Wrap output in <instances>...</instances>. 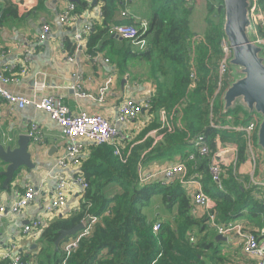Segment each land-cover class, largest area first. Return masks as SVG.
I'll return each instance as SVG.
<instances>
[{"label":"trees","instance_id":"16d2710c","mask_svg":"<svg viewBox=\"0 0 264 264\" xmlns=\"http://www.w3.org/2000/svg\"><path fill=\"white\" fill-rule=\"evenodd\" d=\"M146 1L151 14L147 18L146 30L142 32L139 24L133 20L116 23L115 16L123 8L121 0H98L101 23L97 22L88 35L86 51L88 55H93L103 50L105 44L112 41L109 32L112 26L132 24L137 30V37L145 42L141 49L144 52L135 53L130 48L125 50L126 55L135 60V65L140 67L141 62L147 65V72L142 75L149 78L155 88L149 101V113H155L160 108L172 112L187 99L182 112L175 119L177 128L164 133L153 146L151 141L140 146V153L146 149L140 157L139 149H132L125 162L114 157L111 146L91 145L88 148L90 155L87 160L81 158L79 169L88 188L80 196L77 210L70 211L66 217L51 218L41 230L40 264L47 263L50 257L54 258L53 264H60L64 260L65 264H192L199 261L200 253L185 239L186 232L199 224L188 214L191 198L177 182H139L138 157L140 165L153 162L162 165L178 155L184 157L191 141L202 134L211 151H214L218 138L221 145L233 143L237 146L239 163L246 159V143L241 132L214 129L209 123V103L214 97L216 65L224 39L223 1ZM6 4L8 10L16 15V8L11 2L6 1ZM74 5L78 14L92 9L88 0H77ZM202 11L207 13L202 15ZM197 13L200 17L196 16ZM195 23L198 24L197 28L193 27ZM67 47L71 52L72 46ZM191 62L195 71L194 80L190 78ZM137 75L140 76V72ZM212 109L214 118L221 124L227 122L226 116H233V125L244 126L252 119L240 108L222 114L220 101H214ZM195 158L199 171L206 174L209 157H199L197 153ZM229 172L230 169L226 168L222 177ZM228 178L225 182L228 192L219 190L211 195L216 203V220L222 223L230 222L233 218L230 213H240L249 203H255L240 188L231 172ZM106 189L111 196L105 193ZM204 191L210 193L206 188ZM233 193L236 194L235 199L230 195ZM156 201H160V205L168 210L178 208L175 218L177 232L169 221L161 223L159 231H152V222L146 216L145 209ZM89 217L98 218L97 223L65 258L62 245L73 237L62 240L55 250L58 232L86 223ZM20 255L23 262L33 260Z\"/></svg>","mask_w":264,"mask_h":264},{"label":"crops","instance_id":"0c3cea01","mask_svg":"<svg viewBox=\"0 0 264 264\" xmlns=\"http://www.w3.org/2000/svg\"><path fill=\"white\" fill-rule=\"evenodd\" d=\"M6 1H10L16 8V15L8 10ZM68 3L69 0H0V51L3 54L0 58V69L7 66L10 70L9 74H17L18 82L9 85V89L15 93L25 95L35 101L45 96H56L71 114L85 111L114 121L116 111L122 101L132 99L143 103L152 96L155 90L152 81L142 75L147 72V65L141 62L140 76L137 75L139 72L134 73L132 69L137 71L139 65H135V60L126 55L125 48H130L135 53L144 51L113 33H110L112 41L106 43L103 50L93 55L87 54V39L82 43L81 49H76V43L72 38L74 33L78 32L89 18H96L100 11V4L97 0L96 5L91 6L90 1L89 5L92 9L87 10L90 13L89 16L86 11H83L79 14L80 18L68 25H62L58 22V15L65 10ZM127 8L131 16L148 23L147 18L151 12L146 0H131ZM119 13L118 11L115 16L116 23L126 20L121 18ZM96 21L101 23V18ZM43 24L50 27V34L44 42L37 45L36 39L40 32V26ZM26 44L36 46L29 59L27 73L25 76H21L18 71L21 66L23 47ZM68 45L72 46L71 52ZM108 81L110 83L107 84L102 101H99V90ZM170 116L171 111H166L167 120L170 119ZM232 122L233 119L219 125L237 126ZM32 123H36L38 126L37 139L30 138L28 146L31 160L35 165L34 169L21 168L14 174L6 187H3L5 177L0 175V207L11 206L15 202L17 194L24 193L28 189L36 191L37 194L20 213L0 216V254L3 252H8L11 256L14 253L24 254L40 264L41 258L38 257L40 233L27 236L23 233V227L37 218L44 219L45 225L47 221L51 220L44 214L43 206L49 202L53 194L56 184L55 176L60 172L56 162L64 153V143L59 126L34 105H28L23 109L11 108L5 104L0 105V139L2 144H12L16 148L19 136H28L27 133ZM116 127L124 138V142L121 144L123 152L137 147L139 157L146 150L140 153V146L149 141L153 146L164 133H167L165 123L162 122L158 111L149 113L143 110L131 124L118 123ZM154 141L156 142L154 143ZM89 147L90 145L85 146V151H83L85 160L90 155ZM197 153L193 144L190 143L184 157L178 155L174 160L162 165L156 162L140 165L138 157L140 170L144 176L153 175L157 169L163 166L184 162L187 166L186 180L191 183L180 185L185 188L187 195L191 198L194 191L201 186L203 191L204 188L210 191V193L205 191L204 193L215 206L216 203L212 200L211 195L219 190L214 185L213 187L209 186L210 183H213L209 180L208 171L206 174L202 170L199 171L195 158ZM189 156L193 157L191 160L194 161L193 165L190 160H186ZM255 156L257 160L255 168L252 169L246 155L245 161L239 163L237 175V183L240 188L255 203H249L250 205H247L240 213H230V216H233L230 222L241 225L243 231H254L259 234L264 227V159L262 151L257 146ZM4 168L5 166H0V172ZM70 176L73 177L74 174L72 173ZM228 176L230 177V172L225 173L222 177V191L228 192V188L225 187V182L229 179ZM233 178L236 179L234 176ZM105 193L111 196L107 189ZM230 195H232V199H235L236 194ZM79 203V195L72 192V195L68 197L66 207L58 216L66 217L70 211L79 207ZM155 204H152L150 211L146 212L148 219L152 223L169 221L176 231L175 218L179 212L178 208L168 210L164 205ZM190 205L188 214L194 221L199 222L198 225H194L191 230L186 232L185 237L186 241L200 253L199 261H194L192 264H254V260L242 252L240 237L236 232L219 234L205 220L202 209L192 208V200ZM190 238L193 240L190 241ZM68 241L70 240L65 243ZM53 263L54 258L50 257L48 262L43 264ZM0 264H10V260L0 257Z\"/></svg>","mask_w":264,"mask_h":264},{"label":"built area","instance_id":"2783aa9c","mask_svg":"<svg viewBox=\"0 0 264 264\" xmlns=\"http://www.w3.org/2000/svg\"><path fill=\"white\" fill-rule=\"evenodd\" d=\"M131 0H121L123 8L120 10V17L124 19L133 20L135 23L139 24L142 32L147 28V23L137 18H134L128 13V4ZM90 3V1H89ZM90 10V9H87ZM86 11L87 16L90 13ZM80 18L79 14L76 12V6L73 2L69 1L65 10H63L58 15V22L62 25H68L74 20ZM101 18V13L97 14L96 18H89L80 28V30L73 35V39L76 43V49H81L83 42L87 39L94 25ZM249 18L251 21V35L255 43L264 48V0H250L249 8ZM111 34L120 36L130 42L132 46L138 47L140 50L144 48L145 42L137 37V30L132 24L126 25H114L111 27ZM50 34V27L47 24L40 26V32L37 36V45L44 42ZM36 45L26 44L24 51L21 54V66L19 68L18 74L25 76L28 70V62ZM3 56L2 51H0V58ZM231 57V47L226 42L225 38L220 44V55L219 61L216 65V75L217 81L214 89V97L209 103L210 107V118L209 123L214 129H226L235 132H241L246 143V155L251 163L252 169L255 168L257 164L255 156V135L258 126V117L252 116L251 121L246 125L228 126L219 125L218 119L214 118L212 114L213 102L219 98L224 90L228 87L229 83L234 79L232 76V69L228 64ZM10 70L7 66L0 69V105L5 104L11 108L23 109L28 105H34L38 110L45 112L49 119L55 122L60 129L61 138L64 143L63 154L57 159L56 166L60 169V172L55 176V187L53 194L49 202L43 206L44 214L48 218H53L55 216L61 215V211L66 207L68 202V197L72 195V192L82 195L83 192L88 188V184L84 177L79 173L81 169V158H83L85 151V146L91 145H106L113 148L114 157L118 158L121 162H125L131 154V148L128 152H123L122 142H124L123 136L118 131L116 125L118 123L131 124L137 119L140 113L145 110L149 112L150 109V98L143 101V103H138L132 99H125L116 111V116L114 121H109L104 117L96 114H89L85 111H79L76 114H71L62 105L60 100L55 96H45L41 99L35 101L34 99H29L25 95L15 93L9 89L10 84L18 82L17 74H9ZM190 78L195 79V71L191 62V73ZM99 90V101H102L105 90L107 89V84ZM82 95V94H80ZM187 103V99L184 100L180 107H176L174 111L171 112L170 119L166 118V110L160 108L158 114L161 115L162 122L165 123V131L167 133L172 132L176 127L175 119L178 118L182 112L181 108L183 103ZM177 112V113H174ZM181 117H179L181 123ZM179 125V122H177ZM181 127V126H180ZM38 126L36 123H32L28 130L29 139L36 140ZM217 143L215 145L214 151H211L208 141L204 138L202 134L196 136L191 143L193 144L195 150L198 152L199 157H209L207 163L208 175L210 177L213 185L220 191L223 190L222 175L223 171L228 168L231 174L236 177L239 172V150L237 146L233 143L227 145H221L219 139H216ZM156 141H154L155 143ZM153 143V144H154ZM188 160H193L192 156L188 157ZM138 178L139 182L145 184L147 182H164L172 183L177 182L179 184L187 185L191 183L186 180L187 177V166L182 163L170 164L157 169V172L153 175H145L141 173L140 166L138 163ZM74 176H70V174ZM37 192L32 189L26 190L24 193L17 194L15 202L5 208L0 207V216L4 214L16 215L20 213L24 208H26L29 203L34 199ZM191 200L193 202L192 208L202 209L205 219L209 222V225L214 228L219 234L225 235L231 232H236L240 237V247L242 252L254 260V264H264V227L261 229L259 234L243 231L241 225L231 222H219L216 220L217 210L216 205L214 206L211 199L204 193L203 188L199 186L196 191L192 194ZM78 209V208H77ZM75 209V210H77ZM195 211V209H192ZM98 218L89 217V219L84 224V229L76 234L72 239H69L62 247V253L65 258L69 257L70 253L78 247L80 239L86 236L91 230L92 226L97 223ZM161 226L160 221L152 223V231H159ZM45 227L44 219L37 218L36 220L28 223L23 227V233L25 235L39 234L41 230ZM261 236V237H259ZM193 239L190 238V241ZM63 256V258H64ZM2 259H9L10 264H38L34 259L32 261L23 262L21 260V255L19 253H14L12 256L8 252H3L0 254ZM62 258V259H63ZM65 264V260L60 263Z\"/></svg>","mask_w":264,"mask_h":264},{"label":"water","instance_id":"95a60500","mask_svg":"<svg viewBox=\"0 0 264 264\" xmlns=\"http://www.w3.org/2000/svg\"><path fill=\"white\" fill-rule=\"evenodd\" d=\"M69 1L74 3L77 0ZM89 1L91 6L96 5L97 0ZM222 1L223 34L231 47L228 64L234 77L221 95L222 114L240 108L243 112L258 117L255 143L264 159V58L261 54L262 46L255 43L251 35L250 0ZM29 143L30 139L26 135L19 136L16 148L12 144H2L0 139V166H5L0 172L5 177L3 187L7 186L21 168L34 169L35 165L28 151ZM83 229L84 224L81 223L70 230H60L54 242L55 250L62 240L74 237Z\"/></svg>","mask_w":264,"mask_h":264},{"label":"rangeland","instance_id":"374dc122","mask_svg":"<svg viewBox=\"0 0 264 264\" xmlns=\"http://www.w3.org/2000/svg\"><path fill=\"white\" fill-rule=\"evenodd\" d=\"M204 12H205V14L207 13V11H202V15H203ZM202 15H201V16H202ZM196 16H199V17H200L199 13H197ZM193 27H194V28H195V27L197 28V27H198V24H197V23L193 24ZM262 49H263V51H262L261 54H262V56H263V58H264V48L262 47ZM132 71H133L134 73H136V72H140V67H138L137 71H135L134 69H132ZM216 101L219 102V98H217V99L215 100V102H216ZM224 115H225V114H224ZM232 117H233V116H231V117H230V116H226L225 119H226V121H231V120H232ZM125 151H126V150H125ZM155 165L158 166L157 164H155ZM149 166H150V165H149ZM146 167H148V166H146ZM251 167H252V166H251ZM144 169H145V166H144ZM112 186H114V185H112ZM209 186H210V187H213V184L210 183ZM183 189H185V188L183 187ZM156 202H157L156 204H155V202H154L155 205L162 206V205H160V201H156ZM154 204H153V205H154ZM159 206H158V207H159ZM152 208H153V207H152ZM154 208H155V207H154ZM150 209H151V207H147V208L145 209V212L150 211ZM237 219H239V218H237Z\"/></svg>","mask_w":264,"mask_h":264}]
</instances>
